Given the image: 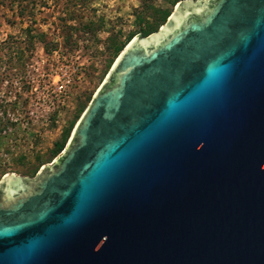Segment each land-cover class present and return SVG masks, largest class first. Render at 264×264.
Segmentation results:
<instances>
[{"label":"water","instance_id":"obj_1","mask_svg":"<svg viewBox=\"0 0 264 264\" xmlns=\"http://www.w3.org/2000/svg\"><path fill=\"white\" fill-rule=\"evenodd\" d=\"M0 264H264V0L133 35L52 161L0 177Z\"/></svg>","mask_w":264,"mask_h":264},{"label":"rangeland","instance_id":"obj_2","mask_svg":"<svg viewBox=\"0 0 264 264\" xmlns=\"http://www.w3.org/2000/svg\"><path fill=\"white\" fill-rule=\"evenodd\" d=\"M165 7L166 0H0V41L12 35L23 47L30 35L43 37L24 48L22 66L11 65L10 48H0V177H33L52 161L60 152L51 155L53 142L108 73L111 44L137 30L138 15L152 23L153 9ZM14 93L27 101L19 114L6 106ZM5 119L14 124L3 126Z\"/></svg>","mask_w":264,"mask_h":264},{"label":"trees","instance_id":"obj_3","mask_svg":"<svg viewBox=\"0 0 264 264\" xmlns=\"http://www.w3.org/2000/svg\"><path fill=\"white\" fill-rule=\"evenodd\" d=\"M169 4V7H165V8H154L153 11H154V22L150 23L148 22L144 16H140L138 15V18H139V25H138V28L137 30H132V31H128L124 37L123 40H119V41H114L112 44H111V54L113 56H116L118 54V52L123 48V46L127 43V41L133 36L135 35L136 33H141L142 35H146L147 33L151 32V31H154L158 28L159 25H161L165 19L167 18V16L169 15V13L171 12L173 6L175 5V3L179 0H166ZM152 6V5H150ZM149 6H145L144 7V10H148ZM150 8V7H149ZM29 30V28H27ZM36 35H30V37L28 38V43L26 45H24L23 47L20 46V43H19V38H16V37H13L12 35H8V37L2 39L0 41V48L3 49V48H10V51L12 53H14L15 56H12L10 58V62H11V65L14 64V61L17 62L18 65L22 66L24 64V60H23V50L24 48H26V46H32V40H33V37H38L39 40L43 41V37H42V33H35ZM25 44V42H24ZM43 50L45 52L47 51H50V48L46 47L45 43H43ZM14 60V61H13ZM110 61V59H109ZM19 67V66H18ZM25 88L27 90L28 88V84L25 85ZM15 94V98L12 100V101H8L6 103V106L8 105L9 109L12 110V111H15L17 114H19L20 112H24V104L27 102L26 101V98L20 100V95L17 94V93H14ZM20 100V103H21V107L19 109H16V103L17 101ZM18 108V107H17ZM6 109L5 107L3 106L2 108V112H4ZM79 116V112L75 113L73 119H71L67 125L66 128H64L63 132L61 133V136H60V139L58 140H55L53 142V147L50 149V153L52 156L56 155L64 146L65 144V141L69 135V132L75 122V120L77 119V117ZM9 119H5L4 123H3V126H6L7 123L9 124H14L13 121H8ZM2 136L0 135V138Z\"/></svg>","mask_w":264,"mask_h":264}]
</instances>
